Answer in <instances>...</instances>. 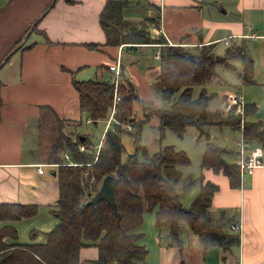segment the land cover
I'll list each match as a JSON object with an SVG mask.
<instances>
[{"label":"trees","instance_id":"trees-1","mask_svg":"<svg viewBox=\"0 0 264 264\" xmlns=\"http://www.w3.org/2000/svg\"><path fill=\"white\" fill-rule=\"evenodd\" d=\"M65 1L72 3L75 0ZM128 4L129 0L105 1L99 16L105 44H158L160 72L155 76V84L169 106L167 109L157 107L153 101L142 99L135 84L121 72L118 88L121 100L115 112L118 123L113 121L114 128L105 131L99 151L96 152V144L89 141L88 134L78 133V137L72 139L60 131L52 144L50 159L58 162L56 179L59 190L51 209L57 218L54 227L43 231L41 240H37V232L32 230L28 242H19L14 222L36 215L38 206L0 202V222H3L0 224V264H78L80 249L87 245L98 247L95 264H142L148 249L137 242L143 236L138 227L143 222L144 211L154 208L155 225L160 229L165 222L168 223L171 244L180 242L183 221H187L199 236L205 249L218 246L230 250L240 244V232L231 229L240 221L239 211L221 210L214 214L211 210L218 184L204 181L200 175V190L191 205L184 206L179 201L177 185L183 175L181 168L190 164L184 150L173 144H164L151 154L146 152L147 158L143 161L134 154L123 160L121 134L126 130L122 124L132 123L134 140L138 143L143 123L155 117L159 122L160 140L168 129L182 136L189 127H194L199 136H208L207 127L215 121L220 126L238 129L245 140L264 147V122L252 117L257 111L256 103L245 104L242 121L240 114L212 109V94L206 87L220 81L217 65H229L233 59L242 62L238 73L241 82L253 83L254 63L248 46L245 42H234L218 61L212 44L194 48L168 44L161 35L152 34L150 28V25L158 26L160 19H126L123 11ZM99 45L87 43L90 48ZM73 84L82 112L94 123L109 117L115 87L113 76L74 79ZM194 86L202 87L197 96L193 94ZM134 103L142 106L143 119L132 117ZM223 111L225 115H222ZM81 136H84L82 141ZM81 144L86 145L84 150H80ZM65 148L75 164H66L61 159L59 152ZM224 150L208 142L202 152L201 167L222 171L230 186L239 187V167L235 160L231 163L224 160ZM108 174L119 179L114 194L120 219L105 200L89 203L91 194L98 190Z\"/></svg>","mask_w":264,"mask_h":264},{"label":"crops","instance_id":"crops-1","mask_svg":"<svg viewBox=\"0 0 264 264\" xmlns=\"http://www.w3.org/2000/svg\"><path fill=\"white\" fill-rule=\"evenodd\" d=\"M50 1L4 0L0 3V63L5 57L8 59L10 53H7L14 47L20 50L19 57L0 76V202L37 204L42 208L55 204L59 192L58 162L50 159L55 137L60 131L72 139L74 134L90 133L78 131L82 127V115L86 113L80 110L73 80H84L79 78L92 74L86 70L98 75L101 66L107 75L114 73L107 68L118 61L120 74L123 72L139 92L147 94L144 77L133 60L123 64L124 54L149 48L160 57L156 43L105 44L99 16L106 0L72 3L55 0L30 29ZM123 15L133 20L160 19L158 26L150 25L152 34L161 35L168 44L190 48L212 44L213 50L224 36L223 39L232 38V43L246 44L245 36L249 33H264V0H129ZM28 30L35 31L36 35L25 44L21 41ZM87 43L100 45L90 48ZM252 60L255 63L253 57ZM147 71L153 83L160 65H149ZM88 119L87 116L89 124ZM47 124L50 132L42 133ZM51 134L54 135L52 142ZM59 155L64 160L69 152L60 151ZM40 164L42 173L38 172ZM201 175L204 181L219 185L212 198L213 213L234 209L240 213V244L228 250L230 256H225V262L264 264V165L252 175H244L239 187L230 186L222 171L203 168ZM34 224L37 227L33 229L40 228ZM156 236L155 243H143L144 236L138 239V244L148 249L142 264H179L180 258L182 264H215L209 258L215 259L218 246L205 249L199 236L194 242L184 244L181 238L178 244L168 245L160 242V233ZM153 249L158 253L156 263L147 261L150 253L156 255ZM97 257L96 245L83 246L78 264H95Z\"/></svg>","mask_w":264,"mask_h":264},{"label":"rangeland","instance_id":"rangeland-1","mask_svg":"<svg viewBox=\"0 0 264 264\" xmlns=\"http://www.w3.org/2000/svg\"><path fill=\"white\" fill-rule=\"evenodd\" d=\"M3 1L4 0H0V3H2ZM52 4V1L46 4L42 13L33 21V25L30 27V29L33 28L41 15L46 10H48L52 6ZM35 35V31L28 30L21 42H25V44L26 42L30 43ZM224 37H221L222 39L218 40V42L213 46V50L216 53V56L223 57L226 53V49L230 46L229 44H226L224 42ZM245 38H248L246 39V44L249 48L251 56L255 60L253 71L254 82L249 84H242L238 75V73L242 69L241 61H239L238 59H233L232 61L228 62L229 65L221 63L217 65V71L220 77V81H214L206 87L207 90L212 94V109L220 108L219 104L223 103L222 100H224L225 95H233L236 90H239V92L243 95V100L246 103L254 102L257 105V111L252 117L254 119H261L264 122V33H262L261 31H256V33L254 34L249 33V35H246ZM16 48L17 46L7 53V55L10 53L8 59L2 65H0V76L5 71L9 70L11 61L19 57L20 50L17 49L18 51H16ZM14 51L16 52L13 53ZM10 56L12 57V59L9 60ZM129 60L134 61V65L137 66L139 73L142 77H144V90L147 94H142L141 91H138L139 96L145 101H153L154 105L157 107L159 106L167 109L169 106V102L161 98L157 86L154 85L155 82L152 83L151 75L147 71L149 65L154 66L160 64V60L155 55V52H153V50L149 48H144L138 51L134 50L129 53L125 52L123 57V64H129ZM98 71L99 73L97 75L90 70H86V72H90V74L92 73L90 76H88L92 79H104L108 76H113V78L115 77V73H110L109 75H107L106 69L102 66L98 68ZM88 77L79 79H89ZM201 88V86H194V96H197L199 94ZM225 112L223 111L222 115H225ZM131 115L135 120H139V118L143 119L142 106L138 103H134L133 112L131 113ZM86 119L87 114H83L82 127L79 128L78 131L90 132L87 136L89 138V141L96 144L95 149L96 152H98L100 143H102L103 141L105 131L109 128L111 129L114 127L113 121H111V124L108 125L109 118L106 117L102 120H99L97 123L91 121L88 124L86 123ZM158 123V119L155 117L143 123L138 143L135 142L133 136V132L135 130L133 127L134 125L130 123L132 125V130L128 131L126 129L127 131L125 130L121 134L122 143L124 145V149L122 151V159L124 160L128 157V155L134 154L138 160L143 161L147 158L146 152L148 154H151L157 151L159 147L164 144H173L177 149L184 150L190 158V164L181 168L183 175L177 185V192L181 204L184 206H190L200 190L201 180L199 179V176L201 175L202 169L201 157L207 143L212 142L213 144L224 148V160L231 163L235 160L234 152L239 148L237 141L242 137L241 132L238 129L233 130L226 126H220L219 122L214 121L212 125L207 127L208 136L206 134L199 136L198 131L194 127H189L182 136H178L173 131L168 129L165 131L164 136L160 140L158 137L160 135L158 130ZM54 130L55 126L53 128V132ZM43 131H45V134L50 132L49 124L45 125V129H42V133ZM79 134L82 135L83 133ZM77 137V134L73 135L74 139H76ZM45 140H47V137ZM53 140L54 135L51 134V142ZM65 151L68 152L66 148ZM63 158L64 163H72V160L68 157ZM52 208L53 206L47 205H45L43 208L38 206L37 213L35 216H33V218L20 219L16 223V226H18V241H29L32 230L37 232V240H41L43 238L42 232L50 230L55 225L56 217L53 215V212L51 210ZM155 212V208L150 211H144L143 222L138 227V230H141V232L144 233L143 243H155L156 240H158V236L156 235L160 233V242L168 245L171 242L168 223L165 222L160 229L157 228L155 225ZM2 223L3 222H0V224ZM34 223L38 224L40 228L33 229L34 227H37ZM51 224H53V226L46 228ZM197 237L198 235L191 230L187 221H183L181 228V238L183 240V243L187 244L190 242H194L196 241L195 239H197ZM174 247L178 249L177 245H174ZM215 249H217V255L215 256V259L213 261L211 258H209L210 261L215 264H227V262L223 261V257H225L226 255L230 256V252L228 250H224L222 247H217ZM153 250L156 253V249ZM157 258L158 253H156L155 256L150 253L147 261L156 263ZM179 264H182V258L179 259Z\"/></svg>","mask_w":264,"mask_h":264},{"label":"built area","instance_id":"built-area-1","mask_svg":"<svg viewBox=\"0 0 264 264\" xmlns=\"http://www.w3.org/2000/svg\"><path fill=\"white\" fill-rule=\"evenodd\" d=\"M232 40L233 39L229 37L224 39V42L226 44H231ZM109 68L111 71L115 73L114 74L115 87H114L113 105L110 109V117H109L108 125H110L111 121H114L115 123L117 122L115 119V112L117 111V105L121 100V96L118 92V84L120 77V68L118 61L114 62L113 64H110ZM223 103H224L223 109L226 112H233L235 114H240L242 117V121H244L243 117H244L246 102L243 100V95L241 93L235 92L233 95H229V94L225 95ZM91 121H92L91 119L87 120V122H91ZM122 126L126 128L128 131L132 130V125L130 123L122 124ZM238 146L239 148L236 150L235 161L239 167L240 178L242 181L244 175H252L256 170V168L264 165V147L259 143H253L248 140H245L243 136L239 140ZM85 148L86 145L84 144L80 145V150H84ZM69 156L70 155H66V157L68 158ZM71 164H75V163L72 162ZM38 172L39 173L43 172V168L41 164L38 165ZM240 228H241L240 221L231 226V229H234L239 232H240Z\"/></svg>","mask_w":264,"mask_h":264},{"label":"water","instance_id":"water-1","mask_svg":"<svg viewBox=\"0 0 264 264\" xmlns=\"http://www.w3.org/2000/svg\"><path fill=\"white\" fill-rule=\"evenodd\" d=\"M54 1L55 0H52V2ZM221 58L222 57L216 56V60L218 61L221 60ZM5 60H6V57L3 59L1 64ZM220 108L221 109L224 108V103H221ZM80 139L81 141L84 140V136H81ZM118 181L119 179L116 176L112 174L106 175L102 179L99 189L94 194H91L89 203H96L97 201L105 200L113 209L116 217L120 219L121 215H120V212L118 211V206H117V202H116L115 194H114L115 186L117 185ZM223 261L224 262L226 261V257H223Z\"/></svg>","mask_w":264,"mask_h":264}]
</instances>
